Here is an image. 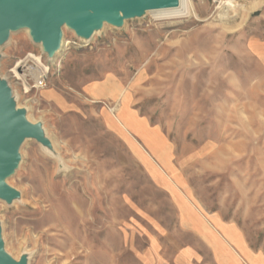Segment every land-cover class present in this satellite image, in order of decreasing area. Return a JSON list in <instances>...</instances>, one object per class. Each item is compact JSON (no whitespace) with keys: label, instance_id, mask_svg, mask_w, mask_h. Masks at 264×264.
Listing matches in <instances>:
<instances>
[{"label":"rangeland","instance_id":"rangeland-1","mask_svg":"<svg viewBox=\"0 0 264 264\" xmlns=\"http://www.w3.org/2000/svg\"><path fill=\"white\" fill-rule=\"evenodd\" d=\"M189 2L87 43L64 28L53 63L27 30L0 44V78L56 154L20 148V199L0 201L15 261L220 264L222 226L264 255V0Z\"/></svg>","mask_w":264,"mask_h":264},{"label":"water","instance_id":"water-1","mask_svg":"<svg viewBox=\"0 0 264 264\" xmlns=\"http://www.w3.org/2000/svg\"><path fill=\"white\" fill-rule=\"evenodd\" d=\"M177 6L178 0H0V44L12 33L27 30L49 58L63 39L64 28L79 39H91L104 24L118 26L124 19ZM26 140H35L56 155L43 125L28 120L27 109L17 106L8 83L0 78V201L7 205L20 199L7 182L19 166L20 148ZM27 261L17 262L5 251L0 226V264Z\"/></svg>","mask_w":264,"mask_h":264},{"label":"crops","instance_id":"crops-1","mask_svg":"<svg viewBox=\"0 0 264 264\" xmlns=\"http://www.w3.org/2000/svg\"><path fill=\"white\" fill-rule=\"evenodd\" d=\"M213 229L215 234H217V236H219L224 242L223 247L220 249L223 254L221 256L217 255L216 257L220 264H264V255L261 252L248 248L243 242H241L237 235L238 233L234 235L236 231L233 228L222 226ZM205 234L208 238L214 235L210 231L204 233V236ZM206 241L209 240L206 238ZM218 243L221 245V241Z\"/></svg>","mask_w":264,"mask_h":264},{"label":"bare ground","instance_id":"bare-ground-1","mask_svg":"<svg viewBox=\"0 0 264 264\" xmlns=\"http://www.w3.org/2000/svg\"><path fill=\"white\" fill-rule=\"evenodd\" d=\"M229 4V3H228ZM191 3L187 0H178V6L173 7V8H165V9H160V10H153L148 13L156 19H172V18H179V17H185L187 14H190L191 12ZM81 39L84 42H88L90 39L88 36H81ZM67 46V43L64 41L63 46H62V40L59 41L56 45L54 54L49 57V60L53 63L58 55L61 53V51ZM36 60L39 62V59L36 58ZM19 63L17 64V66ZM42 65V64H41ZM36 68V69H35ZM34 69L30 70V76L33 77V79H38L39 77L41 78L43 74L48 70L47 67H44V71L40 72L38 67L35 65ZM15 75L17 73L15 72Z\"/></svg>","mask_w":264,"mask_h":264},{"label":"built area","instance_id":"built-area-1","mask_svg":"<svg viewBox=\"0 0 264 264\" xmlns=\"http://www.w3.org/2000/svg\"><path fill=\"white\" fill-rule=\"evenodd\" d=\"M187 1H192V0H187ZM212 1H214V2H215V0H212Z\"/></svg>","mask_w":264,"mask_h":264}]
</instances>
